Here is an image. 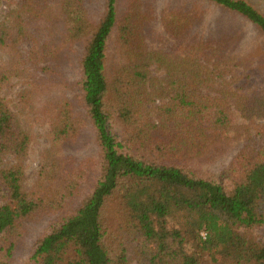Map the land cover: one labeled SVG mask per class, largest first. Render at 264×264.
I'll list each match as a JSON object with an SVG mask.
<instances>
[{"label": "trees", "instance_id": "trees-1", "mask_svg": "<svg viewBox=\"0 0 264 264\" xmlns=\"http://www.w3.org/2000/svg\"><path fill=\"white\" fill-rule=\"evenodd\" d=\"M4 2L0 264L43 224L25 264H264V13L249 0ZM213 10L228 22L199 31ZM246 26L258 44L244 45ZM155 27L166 47L150 46ZM19 83L20 102L65 88L46 101L30 189L35 139L6 98ZM88 125L99 154L80 160L67 150ZM234 145L220 173L190 165Z\"/></svg>", "mask_w": 264, "mask_h": 264}, {"label": "rangeland", "instance_id": "rangeland-1", "mask_svg": "<svg viewBox=\"0 0 264 264\" xmlns=\"http://www.w3.org/2000/svg\"><path fill=\"white\" fill-rule=\"evenodd\" d=\"M155 2L156 11L162 10L170 0H153ZM253 2L263 13H264V0H249ZM16 7L11 3H0V23H7L9 20V15L13 12ZM225 18V17H224ZM226 20V21H225ZM225 22L227 23V19L222 18V16L216 12L212 11L207 20V24L204 28L199 31L209 33L210 31H214L213 28L216 26V22ZM245 32L244 45L252 46L254 43L258 44L260 41L259 38L254 33L253 29L249 26L243 28ZM155 34L153 35V41L151 42V47L153 49H158L159 47H166V41H164L160 35V28L155 27ZM163 43V44H162ZM243 49H247L243 47ZM153 75L158 77L160 72L157 69H153ZM72 77L77 79L75 76V71H72V74H69V78L72 80ZM73 81V80H72ZM23 84H16L12 87V89L8 90L6 94V98L8 99L11 107H14L13 110L18 113L21 117V123L25 130H27L35 139V145L33 147L32 152L27 158V187L31 188L35 181V176L40 166L41 162V154L44 151L45 145L47 143L46 134L48 131V126L45 125L46 117H45V106L46 101L50 99L52 102L57 101L60 96L65 94L64 84L54 87H49L48 90L45 89L44 97L36 96V99L33 103L29 102H20V96L22 92L25 90ZM240 148L238 145H234L229 148L228 152L224 157H213L208 160H194L191 162V167L199 170V171H207L210 173H220L222 170L228 167L232 158L238 152ZM68 154H71L77 157L80 160H87L89 158L96 157L99 154L98 145L96 143L95 134L90 125L86 126L81 138L73 145L68 147ZM8 199V191L7 189L1 185L0 183V206L5 205ZM46 224H43L39 227H33L30 232V236L26 239V243L24 244L25 248L23 251V258L18 261L17 264H25L28 261L29 250L31 245L35 242L37 236L44 229ZM174 226L173 222L168 221L167 227ZM254 237L256 241L264 246V227L257 228L254 231Z\"/></svg>", "mask_w": 264, "mask_h": 264}, {"label": "built area", "instance_id": "built-area-1", "mask_svg": "<svg viewBox=\"0 0 264 264\" xmlns=\"http://www.w3.org/2000/svg\"><path fill=\"white\" fill-rule=\"evenodd\" d=\"M203 236L205 237L206 235H205V234H203Z\"/></svg>", "mask_w": 264, "mask_h": 264}]
</instances>
